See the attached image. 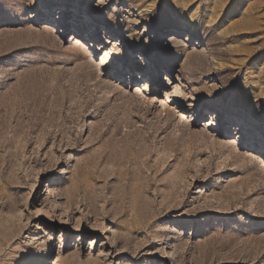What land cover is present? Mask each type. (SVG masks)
Returning <instances> with one entry per match:
<instances>
[{"label":"rangeland","instance_id":"374dc122","mask_svg":"<svg viewBox=\"0 0 264 264\" xmlns=\"http://www.w3.org/2000/svg\"><path fill=\"white\" fill-rule=\"evenodd\" d=\"M105 3L0 0V264H264V0Z\"/></svg>","mask_w":264,"mask_h":264},{"label":"bare ground","instance_id":"6f19581e","mask_svg":"<svg viewBox=\"0 0 264 264\" xmlns=\"http://www.w3.org/2000/svg\"><path fill=\"white\" fill-rule=\"evenodd\" d=\"M44 13H46L45 11H44ZM76 17V15L74 16V18ZM75 20V19H74ZM84 22H83V26L86 28V29H89L90 27H91V25H92V23H91V20L89 19V17H86L84 20H83ZM182 27L185 29V30H188L189 28H191L192 29V26L190 25V23L189 22H187V20L186 19H184L183 20V23H182ZM56 29L53 31V33H59L60 32V30H59V28L58 27H55ZM76 39V38H75ZM78 42V44L79 45H84L83 43H82V41L81 40H78L77 41ZM172 42V46L174 47V49H175V52H176V54H180V53H185L186 51L185 50H183L182 49V46H184L181 42V40L180 39H178L177 37H174L173 38V40L171 41ZM85 47V46H84ZM186 54V61H187V63H193L194 62V56H195V53H192V52H186L185 53ZM167 63V62H166ZM166 63H163V64H166ZM97 64V63H96ZM161 66V65H160ZM138 78H140V74H139V76H138ZM141 89H137V91H140ZM220 125V121H218V120H213L211 123H210V125H208V127H207V129H213V130H215L218 126ZM250 146V145H249ZM263 166H264V162H263ZM58 261H56L55 263H57ZM45 263L46 264H48L49 263V261L46 259L45 260ZM52 263V262H51Z\"/></svg>","mask_w":264,"mask_h":264},{"label":"snow or ice","instance_id":"6c2138e0","mask_svg":"<svg viewBox=\"0 0 264 264\" xmlns=\"http://www.w3.org/2000/svg\"><path fill=\"white\" fill-rule=\"evenodd\" d=\"M92 3H95L96 0H91ZM100 3V7L94 8L93 12L98 13L101 17V22L104 23L107 26H111V21L106 17L105 15V10L106 8H110V4H106L105 0H99ZM137 64L140 63L139 60L136 61ZM138 83H141V85H143V81H138ZM262 104H264V100L261 101ZM241 135L243 136L244 134V127L243 125H241Z\"/></svg>","mask_w":264,"mask_h":264}]
</instances>
